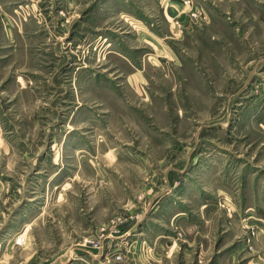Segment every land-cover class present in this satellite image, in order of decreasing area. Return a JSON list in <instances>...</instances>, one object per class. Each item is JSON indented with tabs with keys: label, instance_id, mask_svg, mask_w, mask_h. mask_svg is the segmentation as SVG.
I'll use <instances>...</instances> for the list:
<instances>
[{
	"label": "rangeland",
	"instance_id": "1",
	"mask_svg": "<svg viewBox=\"0 0 264 264\" xmlns=\"http://www.w3.org/2000/svg\"><path fill=\"white\" fill-rule=\"evenodd\" d=\"M0 264H264V0H0Z\"/></svg>",
	"mask_w": 264,
	"mask_h": 264
},
{
	"label": "built area",
	"instance_id": "2",
	"mask_svg": "<svg viewBox=\"0 0 264 264\" xmlns=\"http://www.w3.org/2000/svg\"><path fill=\"white\" fill-rule=\"evenodd\" d=\"M185 4H191V0H185ZM173 22H174V25L177 27L180 26V24H181V21L178 18L174 19ZM21 241H22V239L15 240V243H20Z\"/></svg>",
	"mask_w": 264,
	"mask_h": 264
},
{
	"label": "crops",
	"instance_id": "3",
	"mask_svg": "<svg viewBox=\"0 0 264 264\" xmlns=\"http://www.w3.org/2000/svg\"><path fill=\"white\" fill-rule=\"evenodd\" d=\"M180 20V19H179Z\"/></svg>",
	"mask_w": 264,
	"mask_h": 264
}]
</instances>
